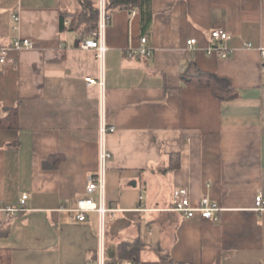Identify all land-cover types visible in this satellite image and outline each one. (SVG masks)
Here are the masks:
<instances>
[{"label":"crops","instance_id":"1","mask_svg":"<svg viewBox=\"0 0 264 264\" xmlns=\"http://www.w3.org/2000/svg\"><path fill=\"white\" fill-rule=\"evenodd\" d=\"M83 7L0 0L11 60L0 64V247L10 264H264V0H139L110 13L104 118L116 130L104 197H92L116 211L81 221L74 209L100 165L102 91L88 84L100 62L81 47L86 26L63 30L61 18ZM215 28L231 35L227 57L208 52ZM143 38L151 55L139 53ZM18 39L33 48H11ZM206 73L237 96L201 85ZM176 189L217 202L219 220L172 210Z\"/></svg>","mask_w":264,"mask_h":264},{"label":"built area","instance_id":"2","mask_svg":"<svg viewBox=\"0 0 264 264\" xmlns=\"http://www.w3.org/2000/svg\"><path fill=\"white\" fill-rule=\"evenodd\" d=\"M15 20H19V15H15ZM111 14H109L107 9V0H100L99 3V19H98V27L93 30L90 34V38L85 39L81 43V47L83 49H93L96 52V56L100 62V71L99 76L88 79L89 85H98L102 91V101L100 105V165L99 172L97 175H91L88 177L87 185H86V196L80 198L77 201V206L74 211L79 220L83 221L86 219V215L88 211H98L102 218L104 219L106 213L116 211V209H107L104 205L103 201L101 203H96L93 200L94 194H100L101 198L104 197V192L106 188V169L107 163L112 158V151L107 147L106 137L109 133L114 132L116 127L107 123L104 118V90L106 86V76H105V61L106 54L108 51V47L106 45V29L110 23ZM66 25L69 24L67 20L65 22ZM210 37L212 40L211 46L208 48L209 53H214L219 55L220 57H227L231 53V49L228 46L227 42L230 39V33L224 28H215L211 30ZM147 39H142V44L139 49V53L144 56L151 55L152 51L145 45ZM198 41L196 38H190L187 40V45L189 48H195ZM33 43L30 39H18L13 42L11 48L15 50H21L22 48H33ZM9 47L3 46L0 47V64L5 62H10L8 56ZM264 57V50H263ZM28 198V194L24 193L21 198L20 209L17 208H7L10 214H15L19 210L24 209L26 206V199ZM255 207L257 210L264 209V199L262 194H258L255 199ZM172 210L186 216L187 218H193L196 216H200L206 219L219 220V213L222 211V207L215 201H212L208 196L203 197L198 204H193L188 192L186 189H176L173 195V206ZM104 223V220H103ZM102 223V226L104 224ZM99 264H104V262H100ZM133 264V263H126Z\"/></svg>","mask_w":264,"mask_h":264},{"label":"trees","instance_id":"3","mask_svg":"<svg viewBox=\"0 0 264 264\" xmlns=\"http://www.w3.org/2000/svg\"><path fill=\"white\" fill-rule=\"evenodd\" d=\"M84 6L83 10L68 11L62 14V29L79 30L86 26V31L91 32L98 27L99 6H93L87 0H80ZM139 0H107L109 14L118 6L128 7L135 5ZM69 21L66 25L65 22ZM201 85L210 87L221 99H231L237 96L229 79L220 77L216 74L206 73L198 79ZM0 264H10V255L7 249L0 247Z\"/></svg>","mask_w":264,"mask_h":264}]
</instances>
